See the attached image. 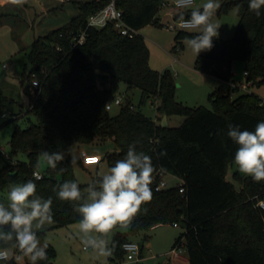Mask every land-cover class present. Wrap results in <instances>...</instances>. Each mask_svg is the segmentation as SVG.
I'll return each instance as SVG.
<instances>
[{
  "label": "trees",
  "instance_id": "trees-1",
  "mask_svg": "<svg viewBox=\"0 0 264 264\" xmlns=\"http://www.w3.org/2000/svg\"><path fill=\"white\" fill-rule=\"evenodd\" d=\"M161 0H116L123 20L138 30L152 20ZM76 14L59 27L37 36L30 43L27 65L21 72V85L29 93L25 126L15 124L8 137L12 153L22 152L25 161L6 162L0 166V191L12 185L33 180L36 194L52 198L53 223L50 228L79 222L74 211L78 202L61 201L53 189L66 180L78 183L73 165L80 158L67 156L56 168L46 161L45 170H36L44 151H66L70 146H83L111 139L115 150L104 155L110 167L123 159L129 144L152 158L155 168L150 188L152 199L141 206L127 232L116 231L109 247L115 245L109 260L124 258L121 244L128 235H137L158 224L175 222L180 229L174 243L183 241L187 264H264V210L255 205L264 197V181L255 182L237 170L227 178L234 162L237 145L227 136L228 126L254 130L264 121V101L252 92L209 94L212 108L188 106L174 98L173 76L167 70H154L148 64V49L138 32L132 37L118 34L110 22L85 29L81 43L71 37L84 28L88 15L105 4V0L72 1ZM249 0H221L217 14L235 7L237 23L229 39L213 38V48L204 51L194 62L198 71L230 82L235 60L242 61L245 78L250 84L264 80V7L257 16L249 9ZM191 10L181 14L190 16ZM219 32V29H218ZM195 33L177 31L190 38ZM177 47V46H175ZM37 85L30 89V81ZM120 84L139 90L137 106L145 100L155 101L157 119L141 113L126 97L115 115L105 104ZM14 101L0 91V110ZM132 106V107H130ZM2 113V112H1ZM0 113V114H1ZM183 116L177 126H161V116ZM29 115L35 118L30 121ZM166 153L161 155V153ZM44 158V157H43ZM170 172L178 182L171 187L155 189L163 173ZM161 173V175H159ZM83 190V185L78 183ZM183 188L179 192L178 188ZM41 242L44 231L37 230ZM147 235H141L145 240ZM139 250L142 241H137ZM2 247V245H0ZM47 259L37 264H51L55 255L49 244ZM13 253L20 254L19 250ZM8 264H16L13 259ZM115 264V263H114Z\"/></svg>",
  "mask_w": 264,
  "mask_h": 264
},
{
  "label": "rangeland",
  "instance_id": "rangeland-1",
  "mask_svg": "<svg viewBox=\"0 0 264 264\" xmlns=\"http://www.w3.org/2000/svg\"><path fill=\"white\" fill-rule=\"evenodd\" d=\"M72 1L77 0H25L22 5L14 4L12 0H9L0 9V12L4 13L0 17V91L4 96L14 101L9 108L0 110V113L5 112L6 114L5 117L0 116V166L6 162L26 160L25 153H12L10 151L8 137L15 124L23 127L28 122L26 116L20 115L16 117L13 113L18 109L25 112L30 103L31 96L24 89L26 87L25 82L21 85V72L27 65L26 54L29 45L35 37L44 35L50 30L59 27L76 14ZM206 2L207 0H193L191 8L187 9L192 11L195 8L202 7ZM216 2L220 3L221 0H216ZM158 15L162 17L163 11H160ZM166 19L162 17V21ZM237 19L235 7H231L219 14L216 13L213 17V22L220 24L219 37L221 39H229L231 37ZM177 31L176 29L166 28L160 22L154 23L152 20L138 28L137 32L143 36L148 49V64L151 69L158 71L167 70L173 76L175 100L188 106L201 105L212 108L209 94L216 89L220 93L227 91V84L217 80L208 73L195 69V59L203 54L204 51L195 56L191 49L184 44L185 39L190 37L182 35L175 39ZM182 31L195 33L194 31ZM175 46H177V49ZM231 83L236 86L247 83L243 74L242 61L240 60H235L232 64ZM234 90L235 94L246 91L252 92L264 101V80L258 84H248L245 90L241 88ZM116 94L122 96L123 101L128 97L134 107L141 113L153 120L157 119L154 100L147 99L143 104L137 106L140 94L138 89L127 88L124 84H120ZM120 105L111 102L108 113L115 115ZM28 117L30 121L35 122V118L32 115ZM182 119L183 116L181 115L171 114L168 116L167 125L171 127L177 126ZM79 147L83 148L84 152L97 153L101 156V160L98 163L73 165L74 175L84 189L89 183L99 179L100 175L107 172L110 168L104 155L115 150V146L110 139L94 141L83 146L72 145L67 149L70 150V154H68L67 150L64 151L65 158L67 156H79L82 151L78 150ZM45 166V159L39 157L35 166L36 170L42 172L45 170ZM234 170L242 174L238 166L233 162L229 166L227 178L237 186L236 181L231 176ZM161 179L166 182L165 188L174 186L178 182L175 177L166 173L161 176ZM9 189L10 187L0 191V203L7 204ZM49 226L50 224H45L40 230L44 231V238L41 244L48 241L55 250L51 264H118L119 262L127 261L124 258L118 260L116 256L110 261L109 256H98L91 249L85 251L82 244L83 234L79 231V222L52 228ZM127 229L128 227L117 226L105 238L110 241L116 231L127 232ZM179 231V228H172L170 225L164 224L157 226L155 229H148L140 234L128 236L134 241L150 242L152 246L162 248L168 245V237L176 236ZM144 233L148 238L142 240L141 235ZM172 242L173 240H171L167 249H169ZM150 248L153 252V248ZM12 259L16 264H30L28 258L24 257L22 253H13ZM157 259L159 262L161 261L160 264L164 261L161 256H158ZM130 262L132 263L127 264H136L133 261ZM142 264H157V261L156 259H147Z\"/></svg>",
  "mask_w": 264,
  "mask_h": 264
},
{
  "label": "clouds",
  "instance_id": "clouds-1",
  "mask_svg": "<svg viewBox=\"0 0 264 264\" xmlns=\"http://www.w3.org/2000/svg\"><path fill=\"white\" fill-rule=\"evenodd\" d=\"M24 2L12 0L14 4L22 5ZM174 3L176 8L187 9L191 8L193 0H174ZM248 6L260 16L264 0H249ZM219 7L216 0H207L202 7L193 9L187 19L183 14L178 17L180 29L195 32L184 41L195 56L210 51L213 38L219 37L220 24L213 22ZM227 136L237 145L234 162L239 171L255 182L264 181V121L257 123L252 131L229 125ZM67 152L70 154V150ZM42 155L51 168H56L65 159L64 151H44ZM74 162L75 157H72L71 163ZM154 171L152 158L137 152L134 142L129 144L123 159L117 160L114 166L83 190L72 180H66L53 189L59 200L78 202L74 211L81 217L79 231L83 234L85 251L91 249L104 257L112 255L115 245L109 247L105 237L117 226L127 228L141 206L151 201L150 185ZM36 179L41 177L36 176ZM36 192V183L28 180L10 186L7 204L0 203V261H10L13 250H19L30 264L47 259L49 242L41 244L37 230L53 223V201L51 197L41 198Z\"/></svg>",
  "mask_w": 264,
  "mask_h": 264
},
{
  "label": "built area",
  "instance_id": "built-area-1",
  "mask_svg": "<svg viewBox=\"0 0 264 264\" xmlns=\"http://www.w3.org/2000/svg\"><path fill=\"white\" fill-rule=\"evenodd\" d=\"M185 10L187 9L176 8L174 0H161L158 4L157 12L155 13L154 17L157 18V22H160V24L164 25L166 28L182 31L183 29H180L177 26L178 18H176V15ZM160 11H163L162 17L167 18L165 21L164 20L162 21V17L158 15ZM185 18L187 19L188 17ZM107 22H110L113 28L115 29V31L120 35L132 37L134 34L137 33V29L129 26L123 20L122 11L120 8L116 6V0H105V4L101 8L88 15L84 23V28L72 35L71 37L72 43L77 44L83 41L86 28L88 27L99 28L104 26ZM243 74L246 75V71H243ZM248 84L250 83L249 82L242 83L239 86H236L232 83L230 85L233 90L236 88H241L245 90ZM36 85H37V81L33 79L30 81L29 88L33 89L34 86ZM122 101H123L122 96L115 94L109 101L106 102L105 109L108 110L110 108L111 102L113 104L120 105ZM0 116L5 117L6 116L5 112H2ZM79 158L82 164L98 163L101 160V156L99 154L87 153L84 151L80 152ZM32 175L35 177L36 176L40 177L41 174L37 170H34L32 172ZM159 175H161V173H159ZM165 186H166V182L160 178L159 181L155 184V189L165 188ZM178 190L179 192H182L183 188L179 186ZM255 205L261 208L262 210H264V197L257 199ZM171 225L177 227L175 222H172ZM262 229L264 230V226L262 227ZM121 248L124 251V259L133 262H139L141 260L139 244L136 241L126 240L121 244ZM183 252H184V245L182 239H180L178 242H176L169 248V250L165 254L167 260L161 264H172L171 260L174 258H178L180 254H182ZM8 263L9 261L7 262L0 261V264H8Z\"/></svg>",
  "mask_w": 264,
  "mask_h": 264
},
{
  "label": "crops",
  "instance_id": "crops-1",
  "mask_svg": "<svg viewBox=\"0 0 264 264\" xmlns=\"http://www.w3.org/2000/svg\"><path fill=\"white\" fill-rule=\"evenodd\" d=\"M9 0H0V9H2L4 6H5V4L8 2ZM4 15V13H1L0 12V17L1 16H3ZM231 72H232V67H231ZM211 76H213V75H211ZM214 78H216L217 80H219V81H222L221 79H219V78H217V77H215V76H213ZM222 82H225V81H222ZM231 82H232V78H231V81L230 82H225L226 84H227V90H230L231 92H232V94H235V90H233L232 89V87H231ZM111 140V139H110ZM112 141V140H111ZM78 150H82V151H84V149L83 148H78ZM79 157V156H78ZM228 171H229V168H228ZM235 171V170H234ZM233 172V171H232ZM166 174H169V175H171V176H173V177H175L174 175H172L170 172H165ZM164 174V173H163ZM176 178V177H175ZM177 180H178V178H176ZM165 224H167V225H170L172 228H178V227H174V226H172L170 223H165ZM159 225H164V224H158V225H155V226H153V227H151L150 229H155L157 226H159ZM178 235V234H177ZM176 235V236H177ZM175 235H172V236H170V237H168V245H166L165 247H162V248H159V247H156V246H152V244L150 243V242H146V243H142L143 245H142V249H141V252H140V255H141V260L139 261V262H135L136 264H142V262L143 261H145V260H147V259H156V261H157V264H160V262H159V260L157 259V257L158 256H161V257H163L164 258V261H166L167 260V257H166V252L169 250V249H167L168 248V246H169V244H170V242H171V240H173V242H172V244H171V246L173 245V243H174V240H175V238H176V236L174 237ZM148 238V237H147ZM146 238V239H147ZM128 239L129 240H132L129 236H128ZM134 241V240H133ZM137 242V241H136ZM170 246V247H171ZM145 247H146V250H145ZM150 247H152L153 249V252L150 250L151 248ZM169 247V248H170ZM150 251H151V253H150ZM163 261V262H164ZM162 262V263H163ZM171 262H172V264H187V259H186V255H185V253L183 252L182 254H180V256L178 257V258H174V259H172L171 260ZM127 263H132V262H130V261H126V262H119L118 264H127Z\"/></svg>",
  "mask_w": 264,
  "mask_h": 264
},
{
  "label": "water",
  "instance_id": "water-1",
  "mask_svg": "<svg viewBox=\"0 0 264 264\" xmlns=\"http://www.w3.org/2000/svg\"><path fill=\"white\" fill-rule=\"evenodd\" d=\"M159 124H160L161 126H166V125H167V120H166V115H165V114H163V115L161 116L160 121H159Z\"/></svg>",
  "mask_w": 264,
  "mask_h": 264
},
{
  "label": "snow or ice",
  "instance_id": "snow-or-ice-1",
  "mask_svg": "<svg viewBox=\"0 0 264 264\" xmlns=\"http://www.w3.org/2000/svg\"><path fill=\"white\" fill-rule=\"evenodd\" d=\"M91 162V161H90Z\"/></svg>",
  "mask_w": 264,
  "mask_h": 264
}]
</instances>
